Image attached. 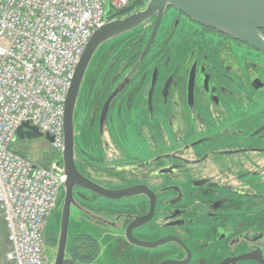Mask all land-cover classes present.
<instances>
[{"label": "flooded vegetation", "instance_id": "af4514ba", "mask_svg": "<svg viewBox=\"0 0 264 264\" xmlns=\"http://www.w3.org/2000/svg\"><path fill=\"white\" fill-rule=\"evenodd\" d=\"M155 19L107 55L105 94L93 125L99 132L107 105L101 158L81 139L76 148L85 177L107 188L136 186V193L111 200L76 185L71 211L77 219L84 212L92 225L120 227L121 264L155 263L156 250L134 246L124 235L132 218L148 214L151 220L133 231L138 239L178 235L191 251L201 248L200 264H264V55L171 6L147 49ZM99 214L108 220L100 223ZM83 234L65 264L98 255L95 237ZM58 237L56 230L52 245ZM165 249L176 253L166 258L188 257L176 245Z\"/></svg>", "mask_w": 264, "mask_h": 264}, {"label": "built area", "instance_id": "2783aa9c", "mask_svg": "<svg viewBox=\"0 0 264 264\" xmlns=\"http://www.w3.org/2000/svg\"><path fill=\"white\" fill-rule=\"evenodd\" d=\"M134 0H111V14ZM148 1V0H147ZM108 20L104 0H0V213L14 264H54L44 245L65 181L14 150L25 122L64 150L65 100L93 30Z\"/></svg>", "mask_w": 264, "mask_h": 264}, {"label": "water", "instance_id": "95a60500", "mask_svg": "<svg viewBox=\"0 0 264 264\" xmlns=\"http://www.w3.org/2000/svg\"><path fill=\"white\" fill-rule=\"evenodd\" d=\"M145 5L144 9L133 12L121 19L107 20L105 23L93 30V34L84 49L80 62L76 68L71 86L68 90L65 100L64 115L65 146L57 160V164L62 166L64 169L65 181L63 185L65 188V198L64 203L61 202L60 204L58 201L57 207L55 208L56 210L60 205L59 226L57 228L59 237L54 262L48 254L50 261L54 264H65L68 257L67 249L72 216L71 204L74 186L79 185L95 192L97 195L111 200H118L120 197L125 196H133L137 190L136 186H129L124 189L104 187L80 173L76 164V148L80 139L83 141L86 139L87 142L90 141L91 150L95 154L94 157L97 159L101 158L100 144L101 141H104V124L107 118L106 110L108 108L107 105H105L101 113L99 123L100 130L98 132L94 126L105 94L104 81L102 80L101 75L103 68L108 61L107 55H110V53L115 49L118 50L119 46L101 51V54L97 58V61H99L97 66L98 76L90 79L88 77V73L97 52L100 50L99 48L105 42L123 33L134 30L140 27L141 24L149 21L153 17H156L152 35L147 44L148 49L153 43L166 9L171 6L202 25L248 43L264 55V33L262 32L264 30V0H148ZM104 6L106 17L108 18L111 15V0H104ZM84 84H88L87 97L88 95L89 97L87 100V109L89 114L85 123V131L80 132L78 129V105L81 100V92L83 93ZM117 89H115V91H113L110 95L108 99L109 102H111L116 95ZM89 134L91 135V140L90 138H87ZM17 135L20 139H32L45 136L50 142L54 140L51 135H44L37 127L31 125L29 122H25L19 127ZM96 151H100L99 154H96ZM81 216L80 221L82 222L84 220L87 222L84 212ZM110 216L113 217L114 215L110 214ZM98 217H100V223L102 219H107L100 214ZM151 218L152 217L149 214L142 217L137 216L132 218L131 223H129L124 229V235L129 243L134 246L156 250L153 257H151L155 260L154 264H190L192 254L195 256V264L201 263V248L197 246L194 251H191V248L186 244L182 237L178 235L172 234L150 241L138 239L133 234V231L137 227L145 225L151 220ZM93 226L100 230H115L114 235L117 240L120 237V227L102 228V226ZM87 234L91 235L89 233ZM170 245H176L177 247L184 249L188 253V257L184 259L175 257L166 258V256L170 254H176L175 251L165 249V247Z\"/></svg>", "mask_w": 264, "mask_h": 264}, {"label": "rangeland", "instance_id": "374dc122", "mask_svg": "<svg viewBox=\"0 0 264 264\" xmlns=\"http://www.w3.org/2000/svg\"><path fill=\"white\" fill-rule=\"evenodd\" d=\"M141 29H142V26L134 30L128 31L126 33H123L105 42L99 48L100 50L97 52V55L93 60L94 62L89 69L88 77L92 79L98 76L97 66H98L99 61H97V58L101 54V51H103L104 49L112 48V47H117V46L121 47L122 45L124 46L128 41L133 39L137 35L138 33L137 31ZM158 38H160V34L158 35ZM155 49L156 48L154 47L153 51ZM87 85L88 84H84L83 93L81 92L82 96H81V100L78 105V111H79L78 129L80 132L85 131V123H86V119L89 114L88 109H87L88 107L87 100L89 97V95L87 97V93H88ZM88 136H90L89 138L91 140V135L89 134ZM19 143L25 145L26 151H28L30 158L33 159L35 162L42 163V164L43 163L49 164L48 158L43 162L40 161L41 159H44L46 155L52 150L51 142L48 141L45 138V136L39 137V138H32V139H20L19 138L17 144ZM84 143L90 146V143H88L86 139L82 141V144ZM99 152L100 151H96V154H99ZM57 160L53 161L50 165H52L53 163H57ZM63 192L64 190L62 188L61 194L59 197L60 204H61V197H62ZM59 208H60V205L58 206L56 210H54V212L49 217L48 223L46 226L45 235H44L45 249L47 253L50 255V258L53 262H54L55 255H56L57 244L52 245V243L55 241H53L51 237L59 226ZM114 231L115 230H111V229H106V230L97 229L93 225H90L89 222H85L84 220L81 222L80 219H77L72 213L70 231H69L68 249H67L68 258L70 257V249H71V246L73 244L75 237L79 233L83 232L86 234L89 233L93 235L98 240V244H99L98 255L91 262L85 263V264H121V254H119L118 240L116 236L114 235ZM8 250H9V243L7 240V231H6L5 223L0 213V252L2 253L0 264H14L10 261H7L6 259V253L8 252ZM73 264H75V262Z\"/></svg>", "mask_w": 264, "mask_h": 264}, {"label": "trees", "instance_id": "16d2710c", "mask_svg": "<svg viewBox=\"0 0 264 264\" xmlns=\"http://www.w3.org/2000/svg\"><path fill=\"white\" fill-rule=\"evenodd\" d=\"M146 2H147V0H134V1L131 3L130 7H128V8H127L126 10H124V11H131V10H132L137 4H143V5H145ZM263 31H264V30H263ZM14 150H15L16 152L22 154L23 156H25V157L31 159L30 156H29L28 151H26V148H25V145H24V144H21V143L16 144V145L14 146ZM52 152H53V153H52ZM47 158H48V163H49V164H44V163H43V164H42V163H39V164L49 167V166H51L50 164H51L53 161H55V160L58 159V155H57L53 150H51V151L46 155V157H45L44 159H41L40 161L43 162V161H45ZM31 160H33V159H31ZM37 163H38V162H37ZM83 235H87V234L84 233ZM87 236H89V235H87ZM89 237H90V236H89ZM97 244H98V242H97ZM98 245H99V244H98ZM1 255H2V253L0 252V259H1Z\"/></svg>", "mask_w": 264, "mask_h": 264}]
</instances>
